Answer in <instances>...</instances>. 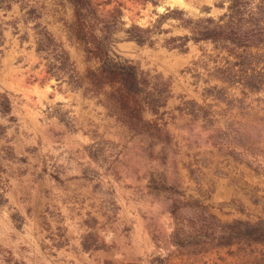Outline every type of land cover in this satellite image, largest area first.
I'll use <instances>...</instances> for the list:
<instances>
[{
	"label": "rangeland",
	"instance_id": "374dc122",
	"mask_svg": "<svg viewBox=\"0 0 264 264\" xmlns=\"http://www.w3.org/2000/svg\"><path fill=\"white\" fill-rule=\"evenodd\" d=\"M97 1L102 3L107 16L122 11L126 28L138 23L151 26L156 31L148 43L139 44L129 39L123 29L112 51L119 57L137 62L148 72L146 76L153 83L168 85L166 88L170 92L166 91L160 97V101L167 99L165 105L156 112L149 110L147 113L148 119L157 118L165 125V139L156 140L148 134L135 133L105 105L103 116L100 115L102 110L94 106L92 113L83 111V98L99 103V97L71 90L67 76L62 83L50 79L54 59L46 51L42 52L45 59L37 53L33 22L28 24L19 20L25 10L16 4L10 11L0 9V74L4 73L6 66L7 69L17 66L19 69L13 74L19 77L20 86H38L44 92L39 90L38 95L35 90L24 92L20 86L16 89L22 92L11 89L7 90L8 93L0 92L3 94L0 100L13 102V110L8 114L0 108V119H7L4 123L19 130L28 117V108L36 107L38 103L40 112L47 117L57 115L62 122L59 121L68 127L71 141L77 139L71 135L79 132H85L91 138L89 146L78 147L71 152L69 163L58 162L53 156L40 157L41 154L34 151V145V148L30 147L34 166L25 167L33 170L41 165L42 169L50 167L59 171L62 165L73 162L76 166L90 169L95 181L94 189L86 191L84 199H76L84 205L75 204L73 210L78 213L86 210L91 217L99 219L96 230L101 231L104 237L107 235L109 240L112 233L118 235L120 251L133 259L123 264H157L158 257L159 260L165 258L163 264H264L263 242L232 246L207 244L178 249L170 239L173 229L171 205L176 196L203 200L225 219L256 221L264 218V153H257L251 147L255 143L264 144V120L258 115L246 118L251 109L257 113L264 112V92L247 98L246 107L224 113L226 102L212 98L204 90L208 81L223 84L209 70L215 65L211 60L216 58L213 45L178 40L181 46L169 48L167 41L170 37L188 35V30L176 19L166 20L161 29L156 27L159 13L166 12L168 8L179 7L190 16L201 17L206 15L204 9L211 7L212 15H220L223 8L216 3L221 0ZM57 2L26 0L23 5L26 12L31 4L40 7L43 12L40 21L61 37L74 63L81 68L85 65L83 52L68 39L61 20L62 15L69 18L72 10L61 7ZM4 57L9 60L3 62ZM37 61L43 68L35 69ZM207 63L209 69L205 66ZM77 93H82L83 97ZM229 94L230 97H242L241 90L236 87L230 88ZM198 114L200 118H197ZM205 124H212V128ZM13 129H10V134ZM212 130L221 134L218 140L210 137ZM41 133L44 139L51 137L59 142V147L65 140V137H59L61 131L54 124L45 125ZM10 134L4 135V127H0V160L3 163L0 164V203L4 201V193L16 168L11 163L13 158L7 159L8 153L4 154L6 146L13 147L17 138V135ZM162 177L176 189L169 192L151 189L152 180H162ZM140 196L146 199L143 207L134 203V199ZM51 212L60 214L57 207ZM141 212L144 219H141ZM144 230L151 236L150 243L139 238V232ZM114 263L110 259L106 264Z\"/></svg>",
	"mask_w": 264,
	"mask_h": 264
},
{
	"label": "trees",
	"instance_id": "16d2710c",
	"mask_svg": "<svg viewBox=\"0 0 264 264\" xmlns=\"http://www.w3.org/2000/svg\"><path fill=\"white\" fill-rule=\"evenodd\" d=\"M25 1L0 0V5L9 8L15 2L23 5ZM57 4L72 10L69 18L62 15L61 20L68 39L83 52L85 65L81 68L76 66L65 42L40 21L43 17L40 7L31 4L28 14L36 22L38 50L46 51L54 59L50 67L53 75L58 80H65L67 76L72 88H82L86 93L98 96L112 114L135 133L148 134L156 140L165 139V125L157 118L148 119L147 113L149 110L156 112L165 105L167 99L160 101V97L166 91L170 92L166 88L168 85L153 83L146 76L148 72L137 62L119 57L112 51L121 30L127 32L129 39L146 44L155 29L138 23L126 28L122 11L107 16L102 3L97 0H58ZM216 5L223 8L217 16L211 14V7L205 8L206 15L201 17L190 16L179 7L168 8L166 12L159 13L156 27L161 29L163 22L176 19L188 30V35L170 37L167 41L169 48L181 46L178 40L213 45L216 58L211 60L215 65L211 69L209 63L205 66L224 85L212 86L213 91L218 89V96H222V89L231 86H240L245 92L263 89L264 0H221ZM160 179L152 180L151 189L157 192L176 189L164 177ZM171 212V242L178 249L207 244L264 243V218L256 221L225 219L205 201L182 196L174 197ZM160 260L165 263V258Z\"/></svg>",
	"mask_w": 264,
	"mask_h": 264
},
{
	"label": "crops",
	"instance_id": "0c3cea01",
	"mask_svg": "<svg viewBox=\"0 0 264 264\" xmlns=\"http://www.w3.org/2000/svg\"><path fill=\"white\" fill-rule=\"evenodd\" d=\"M16 4H20L22 11L25 10L19 20L28 24L33 22L32 29L34 30L36 51L45 59L44 54L38 50L34 27L36 22L26 12L24 5L15 2L9 8L0 5V9L5 12L10 11ZM6 60L9 59L4 57L3 62H6ZM39 66L40 64L37 61L35 69L43 68L42 65ZM7 67H5L4 73L0 74V92L8 93L7 90L9 89L22 92L16 89L17 86H20L18 84L19 77L13 74V71L18 70L19 67L10 66L8 69ZM53 78L62 83V80L50 75V79ZM213 85L215 84L208 81V86L204 87V90L212 98L226 102L224 113L246 107L245 100L247 98L264 92V88L259 91L245 92L240 86H231L222 89V96H218V89H214L217 92L212 90ZM217 85L224 86L223 84ZM232 87L239 88L242 97H230L229 90ZM22 88H24V92L35 90L37 95L40 91L44 92L38 86L32 88L23 86ZM71 90L86 93L82 88ZM77 94L83 97L82 93ZM1 95L3 94L0 93ZM36 98L38 99V97ZM99 103H95L92 99L83 98L82 110L92 113L94 106L102 110L100 115L103 116L106 107L104 108L105 104L102 102L101 105ZM86 105L89 107L87 108ZM0 108H3L5 113L8 114L13 110V102L8 101V99L0 100ZM28 109V117H26L25 124L21 125L19 130L13 129L10 124L4 123L7 119H0L3 121L0 122V127H4V135L10 134V129L14 130L10 135H17L13 143L14 146H6L4 150V154L8 153L7 159L13 158L11 163L16 168L4 193V201L0 203V264H4L5 261L7 264H106L110 259L115 261L114 264L131 262L133 259L127 256L125 252L120 251L121 246L118 235L112 233L113 236L109 240L107 235L104 237L101 231L96 230L99 219L91 217L86 210H82L80 213L73 210L75 204L84 205L83 202L78 203L76 199H84V193L94 189L93 183L95 181L92 178L93 174L90 169L82 165L76 166L73 162L70 165H62L59 171L52 170L50 167L42 169L41 165L33 170L25 167V165L34 166L33 154H30V147L34 148V145L36 146L34 151L41 154L40 157L53 156L57 158L58 162L69 163L72 160L70 154L74 149L89 146L90 136L85 132L73 133L72 138L77 136V139L73 142L70 140L68 127L66 128L61 123L62 121L57 115L47 117L45 113L39 111L38 103L36 107L30 106ZM30 109L37 110L31 111ZM206 113H209V111L207 110ZM246 114V118L258 115L261 120H264V112L262 111L257 113L255 109H251L250 113ZM205 116L204 118H206ZM200 117V114H198L197 118ZM48 124H54L61 131L59 137H65V140L60 143L61 147L58 146L59 142H55L51 137L44 139L41 130ZM205 125L212 128V124ZM220 136L219 131L212 130L210 132V137H215L217 140ZM251 147H254L257 153H264V144L262 143H255ZM57 153L59 154L57 155ZM86 158L88 157L86 156ZM0 164L3 165L1 160ZM134 200L135 205L138 207L146 205L145 197L140 196ZM54 207L58 208L60 214L51 212ZM141 214L143 215L142 212ZM141 219H144V215L141 216ZM104 233L106 234V232ZM139 238L145 239L147 243L151 241L150 234L145 230L139 232ZM159 258H157V264H162Z\"/></svg>",
	"mask_w": 264,
	"mask_h": 264
}]
</instances>
